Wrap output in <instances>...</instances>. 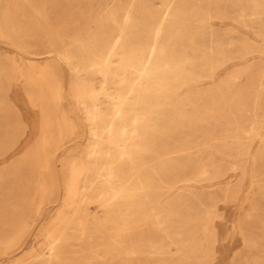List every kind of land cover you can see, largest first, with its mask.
Listing matches in <instances>:
<instances>
[{
	"label": "rangeland",
	"instance_id": "obj_1",
	"mask_svg": "<svg viewBox=\"0 0 264 264\" xmlns=\"http://www.w3.org/2000/svg\"><path fill=\"white\" fill-rule=\"evenodd\" d=\"M129 9L105 76L101 28ZM143 42L159 67L131 80ZM98 186L110 210L76 219ZM263 240L264 0H0V264H264Z\"/></svg>",
	"mask_w": 264,
	"mask_h": 264
},
{
	"label": "bare ground",
	"instance_id": "obj_2",
	"mask_svg": "<svg viewBox=\"0 0 264 264\" xmlns=\"http://www.w3.org/2000/svg\"><path fill=\"white\" fill-rule=\"evenodd\" d=\"M114 1V0H113ZM132 2V1H131ZM210 2V1H209ZM95 3H97V2H95ZM136 3V2H135ZM134 3H132V5H133ZM198 4H199V2H198ZM96 5V4H95ZM94 6V5H93ZM92 6V7H93ZM120 6H121V4H120ZM95 7V6H94ZM131 7V6H130ZM135 7H136V5H135ZM186 7V6H185ZM228 7V6H227ZM118 8V7H117ZM137 8V7H136ZM124 9V8H123ZM205 10H204V12H208V13H210L211 12V7L209 6V7H206V8H204ZM22 10L24 11V8H22ZM226 10V9H225ZM14 11H15V9H14ZM104 11H105V9H104ZM130 9L129 10H124L123 12H120L119 14H120V18H121V23H120V25H119V27H117V28H115V29H113V27L111 26V24L110 23H106V25H105V27H102L101 28V32L105 35V37H104V39L101 41V49H102V51H101V58H102V63H101V65L99 64V66L96 68V71H99V70H103V73H104V75L105 76H107L108 74H109V66L108 65H106V59H107V56H108V54H110V53H115V52H117L119 49H123L125 52H128L130 49L132 50V45H133V42H134V40H133V36H132V34H133V28H134V21L132 20V15L133 14H130ZM136 11V10H135ZM227 11V10H226ZM22 12V11H21ZM20 12V14L19 15H21L22 13ZM108 12H109V9H108ZM140 12V11H139ZM140 13H142V11L140 12ZM139 13V14H140ZM225 13V12H224ZM26 14V13H25ZM115 14V13H114ZM22 15H24V14H22ZM21 15V16H22ZM142 15H143V13H142ZM20 16V17H21ZM20 17H19V19H20ZM113 17V16H112ZM23 18V17H22ZM25 18V17H24ZM101 19V18H100ZM14 20L16 21V18L14 17ZM13 20V21H14ZM20 21V20H19ZM17 22H18V20H17ZM137 22V21H136ZM145 22V21H144ZM19 23V22H18ZM22 23V22H21ZM137 23H139V22H137ZM12 24V23H11ZM97 24V23H96ZM152 25V24H151ZM11 26V25H10ZM15 26V25H14ZM19 26V25H18ZM12 27V26H11ZM13 28V27H12ZM18 29H20V27L18 28ZM18 29L16 30V31H18ZM38 29V28H37ZM169 29V28H168ZM211 29V28H210ZM13 31H14V29H12ZM11 30V31H12ZM157 30V29H156ZM162 30V29H161ZM12 31V32H13ZM19 32V31H18ZM20 32H21V30H20ZM100 32V31H99ZM157 33H158V31H156ZM164 32V31H163ZM34 33V32H33ZM98 33V32H97ZM146 33H148V32H146ZM19 34H21V33H19ZM39 34V33H38ZM159 34H160V31H159ZM18 35V34H17ZM23 35V34H22ZM21 35V36H22ZM85 35V34H84ZM122 35H126V39L128 40L127 42H128V44H126V42H123V40H122ZM19 36V35H18ZM99 36V35H98ZM158 36V35H157ZM159 37V36H158ZM74 38H75V36H74ZM102 38V37H101ZM150 38V37H149ZM86 39H87V37H86ZM84 40H85V38H84ZM74 40L70 43V44H68V43H66V41L65 40H63V39H61L60 40V44L61 45H63L64 46V50L65 51H67V55H69V54H72V53H74V51L76 50V46H75V44H74ZM155 42V41H154ZM82 43V42H81ZM48 45V44H47ZM145 43L143 42V43H141L140 44V48H141V51H140V58H139V63H140V66H132V68H129V74H130V79L131 80H135V76H134V74L137 72V71H141V72H144V73H149L150 71H153V70H155L156 68H158L159 67V64L155 61H151L150 63H149V66H147V65H144V61L142 62V58L146 55V47H145ZM71 46V47H70ZM47 48V47H46ZM98 48V47H97ZM50 49H58L57 48V45H56V43L55 42H52L51 43V46L50 47H48V49L47 50H45V51H48V52H52ZM129 49V50H128ZM44 50V49H43ZM161 52V51H160ZM212 52V51H211ZM158 53V52H157ZM79 55H80V53H78ZM60 55V54H59ZM74 56V55H73ZM62 57H64V56H62ZM72 57V56H71ZM66 59H69L68 57H65ZM64 58V59H65ZM73 58V57H72ZM78 58V57H77ZM79 58H81L80 56H79ZM75 60V59H74ZM77 60V59H76ZM72 61V60H71ZM70 62V61H69ZM75 63H77V62H75ZM81 63V62H80ZM69 66V65H68ZM102 68V69H101ZM46 72H45V70H44V74H45ZM46 75V74H45ZM44 78H45V81H46V84H49L48 82H47V75L46 76H44ZM51 86V84H49V88H51L50 87ZM54 87V89H52V101H54V104H55V107L56 108H58L59 106H60V104H61V101H60V85H56V86H53ZM101 89H102V87H101ZM119 92V88H116L115 89V92ZM106 101H108L109 102V99H105ZM110 106H106L105 108L109 111V113L110 114H107V115H104L103 116V118L101 119V126L103 127V128H111L110 129V137H109V142L111 143V144H113L114 145V150L116 151L115 153H121V151L119 150V148L121 147V145H120V142H121V140L120 139H118V137H117V139H115L116 138V135H115V133H113V126L114 125H117V121L115 120V114L113 113V110H114V108H113V106L112 105H114V103L113 102H110V104H109ZM128 109V108H127ZM101 113V111H99V114ZM172 120V119H171ZM170 120V121H171ZM94 125V124H93ZM121 126H122V128H125V126L123 125V124H120ZM90 128H91V126H90ZM95 129V128H94ZM182 129H184V128H182ZM96 130V129H95ZM93 134V133H92ZM182 138V137H181ZM175 139H176V137H175ZM96 142V141H95ZM109 142H108V144H109ZM94 144V143H93ZM98 144V143H97ZM96 144V145H97ZM179 144V143H178ZM95 145V144H94ZM177 145V144H176ZM116 146H118V148H116ZM142 145L141 144H139V143H136V142H134V144H133V148L135 149V147L136 148H138V147H141ZM90 147V146H89ZM174 148V147H173ZM89 150V149H88ZM101 151V150H100ZM92 153H94V152H92ZM110 155H113V153H111L110 152ZM139 159H142V156H139L138 157ZM128 159H129V157H128ZM161 160V159H160ZM170 167L172 166V165H169ZM118 168L116 169V174L118 173V171H121V172H123L120 176H119V178H118V181H117V184H120V186L118 187L117 186V184L116 183H113V185H112V187H111V190L112 191H114V193L116 194V196H118L119 195V192L121 191L122 192V190H125L126 188H128V187H125V188H123L122 186H121V184H124L126 181H128L129 180V178H131V176H133V175H135V174H137L138 172H139V169L142 167V163L140 162V161H138V163L136 164V166H135V172L133 171V166H121L120 164L117 166ZM115 168V167H114ZM84 169L83 168H81V167H79L77 164H75V163H71L70 164V166H69V177H68V180H67V185H68V187H69V191L70 192H75L77 189H78V186L76 185V180H77V177L81 174V173H83L84 171H83ZM202 173V172H201ZM118 175V174H117ZM129 193L130 191L128 190V191H126L125 193ZM136 193V192H135ZM122 194H124V192L122 193ZM116 198V197H115ZM114 199V198H113ZM109 200H110V198H108V196H107V193L105 192V190H104V186H98V187H96L95 189H94V191H92V193H90L89 194V197H88V202H89V205H85L84 207H81V208H78L77 210H76V219H78V220H80V221H82V222H87L88 221V219L86 218L87 217V215H88V210L91 208V209H93V211H95L97 208H100V207H102V205H104L105 207H104V209H102V211L100 212V213H96L95 214V216H94V218H99V216L101 215V217H102V213H104L105 212V210H110V208H111V206L112 205H110V203H109ZM259 201V200H258ZM201 202V201H200ZM259 211V210H258ZM260 213V212H259ZM67 220V219H66ZM243 224V223H242ZM243 226V225H242ZM242 228V227H241ZM99 232L101 233V232H103L104 231V229H101V224H100V226H99ZM241 231V230H240ZM86 232V231H85ZM50 235H52V230H50ZM108 236H109V244L110 245H113L114 244V241H113V236L110 234V233H108ZM264 241V240H263ZM247 244V243H246ZM55 246V244H53V247ZM52 247V248H53ZM252 254V253H251ZM187 257V256H186ZM65 263V262H64Z\"/></svg>",
	"mask_w": 264,
	"mask_h": 264
}]
</instances>
